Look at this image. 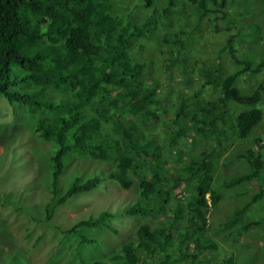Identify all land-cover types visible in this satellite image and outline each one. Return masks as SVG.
<instances>
[{"label": "trees", "instance_id": "1", "mask_svg": "<svg viewBox=\"0 0 264 264\" xmlns=\"http://www.w3.org/2000/svg\"><path fill=\"white\" fill-rule=\"evenodd\" d=\"M209 2L0 0V101L16 119L17 112L23 115L34 137L53 145L44 160L50 195L37 239L61 244L49 264L62 262L73 246L66 264H236L220 251L209 205L215 209L222 198L215 167L227 161L229 135L247 138L264 121V56L243 62L232 40L222 43L228 61L187 56L194 47L187 43L193 11L211 22L219 8H207ZM234 63L244 68L228 70ZM245 71L254 78L252 89L236 86ZM232 101L250 108L232 115ZM17 129L12 120H0L4 155ZM263 147L259 139L238 154L249 170L224 183L258 188L228 214V229L264 196ZM73 155L103 163L102 177H74L62 191L60 177ZM104 180L137 188L140 199L124 214L141 223L130 240L99 256L93 235L108 230L115 214L103 211L65 230L51 221L57 208ZM260 224L246 223L240 231Z\"/></svg>", "mask_w": 264, "mask_h": 264}, {"label": "rangeland", "instance_id": "2", "mask_svg": "<svg viewBox=\"0 0 264 264\" xmlns=\"http://www.w3.org/2000/svg\"><path fill=\"white\" fill-rule=\"evenodd\" d=\"M219 3L223 6H219ZM216 4L214 2L212 4L210 0L207 5V8L219 7L211 22L197 11H193V17L189 21L190 39L187 43H191L194 47L186 52L187 56L215 57L222 58L221 60H225L226 57L228 61L231 56L225 51L222 43H228L229 40L237 42L235 55L237 54V59L243 62H249L253 57L264 56V2L217 0ZM230 26L231 31L227 30ZM216 28L219 32L215 30ZM227 68L234 72L244 68V65L238 66L234 63L233 67ZM254 85V78L249 71H245L243 77L236 83V86L244 89H252ZM218 91L219 89H215L214 92L209 93L211 99L217 97ZM0 100L5 101L2 97ZM1 101L0 120H12L18 126L20 135L18 138H11L14 141L10 143V153L7 151L4 155L5 148L0 146V264H49L51 253L61 248V244L57 240L52 241L53 244L49 242V245L44 246L45 243L37 242V239L41 234V225L43 222L46 223L43 212L50 195L48 167H44V160L52 153L53 145L34 137L27 128V122L22 121L23 115L17 112L16 119L13 109ZM228 106L232 115L250 108L234 101ZM259 139L264 141V121L247 138L240 139L236 132L234 135H229V141L234 142H231L230 149L228 146L227 161L226 163L220 161L215 167L214 184L222 198L215 209L209 205L211 230L216 234L215 240L219 244L221 253L232 255L236 264H264V196L242 216L241 223L233 224L228 229L227 223L231 218L228 214L248 203L258 188L253 183L233 188H226L224 184L225 181L249 170L248 165L238 160L236 156L251 149ZM202 145L198 136L197 146ZM260 154L264 157V147L260 150ZM33 155L36 157H32ZM189 158L186 156V159ZM100 164L103 163L77 155L71 156L66 161L65 172L60 177L61 190L64 191L74 177H91L97 174L102 177L100 173L104 168H100ZM195 185L194 183L193 186ZM182 193L177 194L181 196ZM190 196L191 194H187L186 200ZM207 197L211 204L210 197ZM139 199L137 188L123 190L116 182L104 180L94 191L75 197L68 204L57 208L51 226H59L65 230L103 211L115 214L116 218L109 221L111 229L98 231L93 235L97 240L95 245L98 244L97 249H99L95 253L104 256L110 251L109 249L115 250L122 242L130 240L141 223L140 219L124 214V211L136 204ZM13 201L15 203L12 206ZM225 220L226 222L222 223ZM249 222L261 224L240 231L241 227ZM80 232L88 235L96 231L81 230ZM73 249L74 246L68 256L58 264H66L65 259L72 258Z\"/></svg>", "mask_w": 264, "mask_h": 264}, {"label": "clouds", "instance_id": "3", "mask_svg": "<svg viewBox=\"0 0 264 264\" xmlns=\"http://www.w3.org/2000/svg\"><path fill=\"white\" fill-rule=\"evenodd\" d=\"M208 198V197H207Z\"/></svg>", "mask_w": 264, "mask_h": 264}]
</instances>
